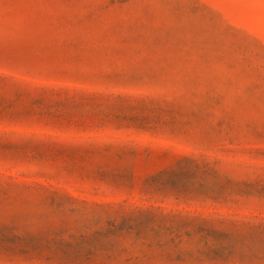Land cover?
Masks as SVG:
<instances>
[{"label": "rangeland", "instance_id": "374dc122", "mask_svg": "<svg viewBox=\"0 0 264 264\" xmlns=\"http://www.w3.org/2000/svg\"><path fill=\"white\" fill-rule=\"evenodd\" d=\"M0 264H264V0H0Z\"/></svg>", "mask_w": 264, "mask_h": 264}]
</instances>
